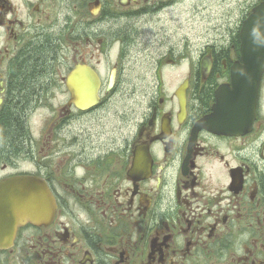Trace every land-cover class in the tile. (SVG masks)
Segmentation results:
<instances>
[{"label":"flooded vegetation","instance_id":"flooded-vegetation-1","mask_svg":"<svg viewBox=\"0 0 264 264\" xmlns=\"http://www.w3.org/2000/svg\"><path fill=\"white\" fill-rule=\"evenodd\" d=\"M181 19L203 33L156 54V30ZM244 45L264 61V0H0V135L25 108L22 142L0 140V183L38 177L57 205L0 240V264H264V72L252 126L209 129ZM76 69L98 78L89 109Z\"/></svg>","mask_w":264,"mask_h":264},{"label":"water","instance_id":"water-1","mask_svg":"<svg viewBox=\"0 0 264 264\" xmlns=\"http://www.w3.org/2000/svg\"><path fill=\"white\" fill-rule=\"evenodd\" d=\"M254 46L244 45V66L233 68L230 85L216 92V104L209 118V129L217 134L245 133L255 119L260 81L264 61L251 58L259 55ZM86 84L79 82L85 81ZM81 81V82H82ZM73 103L81 110L95 106L98 98V78L86 69L73 70L67 80ZM86 87L91 90L84 93ZM184 87L178 92L181 107L185 108ZM57 205L46 182L38 177H13L0 183V240L13 238L19 226L31 223L46 225L55 216Z\"/></svg>","mask_w":264,"mask_h":264},{"label":"trees","instance_id":"trees-1","mask_svg":"<svg viewBox=\"0 0 264 264\" xmlns=\"http://www.w3.org/2000/svg\"><path fill=\"white\" fill-rule=\"evenodd\" d=\"M47 55H49V53L40 52V58H37L35 61H31L27 64V66H25V69L22 71L24 81L20 89L27 92L31 89L32 83H36L37 81L41 82V78L38 76V71L42 67L43 63L46 62L45 59ZM30 73H34V76L30 77ZM24 114L25 108L24 105H22L16 110H13V112L8 113V116L4 119L0 140L5 150H8L9 146H17L20 142H22L23 132L20 125V117Z\"/></svg>","mask_w":264,"mask_h":264},{"label":"rangeland","instance_id":"rangeland-1","mask_svg":"<svg viewBox=\"0 0 264 264\" xmlns=\"http://www.w3.org/2000/svg\"><path fill=\"white\" fill-rule=\"evenodd\" d=\"M178 26L180 28L178 31H176L175 28L173 29L172 23L167 21L166 24H163L161 28L156 30V54L162 53L173 43L174 44L177 43L179 39L185 38V36L190 37L192 41L195 43L196 41L194 39H196V34L203 33L202 30L200 31H195V30L190 31V29L186 30L187 24L183 19L180 20V24ZM191 48L195 49V51L198 49L197 46H192ZM39 123L40 125L42 124V122H37L38 126Z\"/></svg>","mask_w":264,"mask_h":264}]
</instances>
